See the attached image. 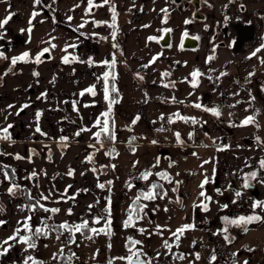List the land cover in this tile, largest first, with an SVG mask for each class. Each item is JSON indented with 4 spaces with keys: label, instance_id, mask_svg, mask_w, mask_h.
I'll return each instance as SVG.
<instances>
[{
    "label": "crops",
    "instance_id": "0c3cea01",
    "mask_svg": "<svg viewBox=\"0 0 264 264\" xmlns=\"http://www.w3.org/2000/svg\"><path fill=\"white\" fill-rule=\"evenodd\" d=\"M209 1L206 18L201 20L192 18L191 9L175 0H94L97 6L91 12L88 0H41L39 5L35 0H0V21L11 14L9 22L0 28V127L13 126L10 140L0 139V221L4 222L0 224V264H24L28 256L38 264L47 263L40 253L47 246V234L34 236L35 247L31 249L18 241L2 243L17 228L20 235H30L23 230L28 217L34 231L43 226L42 221L48 226L64 222L74 225L86 217L94 219L100 209L110 207L105 224L113 215L117 217L114 203L135 200L140 190L158 176L156 173H167L171 179L169 171H162L167 163H171L174 174L187 177L185 201H189L204 191L200 185L219 162L220 150L229 146L230 135L257 136L256 90L264 79V0H241L246 4L243 11L240 0ZM113 8L115 29L111 27ZM33 12L38 13L35 18ZM126 12L131 17H124L117 25L118 16ZM165 19L167 23H163ZM248 19L257 25V38L242 50L234 51L229 44L214 46L210 41L219 25ZM164 28L172 29L171 47L148 39L160 37ZM185 32L199 37L196 47L183 46ZM44 48L50 49L49 56L36 63V55ZM25 52L29 53L26 61L13 66L12 58ZM65 55L77 59L65 64ZM113 57L116 63L110 67ZM153 57L158 58L150 63ZM105 60L109 65L103 63ZM194 70L202 73L196 78V87L190 75ZM105 72L110 73L109 83L118 91L113 98L117 101L113 104L115 140L103 145L93 133L100 130L94 125L98 118L104 119L101 114L108 105L104 98ZM93 85L95 96L87 92L80 95ZM42 93L46 95L41 97ZM24 104L29 107L20 111ZM213 107L220 116L205 110ZM37 111L41 113L38 122ZM249 116L254 123L242 126ZM196 118L203 128L201 146L191 145ZM37 126L41 132H36ZM77 132L80 135H75ZM176 133L180 134L179 142ZM157 154L162 159L160 164H156ZM17 155L22 158L16 159ZM3 171L11 180L4 178ZM146 171L152 175L142 179ZM101 183L103 189L98 187ZM11 185L19 187L10 194ZM53 208L59 211L44 210ZM119 216L125 232L130 229L124 226L127 215ZM131 248V253L122 251L126 257L142 251L152 264L148 252ZM66 258L68 255L61 256L62 264L68 261Z\"/></svg>",
    "mask_w": 264,
    "mask_h": 264
},
{
    "label": "rangeland",
    "instance_id": "374dc122",
    "mask_svg": "<svg viewBox=\"0 0 264 264\" xmlns=\"http://www.w3.org/2000/svg\"><path fill=\"white\" fill-rule=\"evenodd\" d=\"M180 6L183 7V5ZM124 17L129 18L131 14L126 12L119 15L117 25H120ZM263 80L258 83V90H256L255 111L257 125L260 126H258L259 133L255 138L231 135L228 137L229 146L220 150V160L213 166L212 171H209L207 177L209 182L203 187L206 196L210 199L193 196L190 200L196 197L194 201H185L188 200V190L186 193L185 189L187 188V177L179 172L174 174V169L170 167L171 163H167L162 171H169L171 179L159 176L164 183V194L161 195L156 189L155 199H141V205L144 206L143 211L139 214V218L133 217L130 229L124 228L126 231H122L119 215L126 213L125 220L128 219L133 198L126 202L114 203L117 205L114 209L117 217L113 215L110 218V235L107 232L95 235L88 233L87 235H91L92 238L87 239L85 234L77 232L72 237L75 243H70V234L67 231H49L45 239L47 248L43 247L40 252L42 257L47 259L46 264H62L61 256H69L70 253H75L76 256L72 260L78 258L80 264H84L82 261H87L88 264H109L114 259H118L117 264H128L124 252H129L130 246L142 248L148 252L152 264H210L214 253L217 257L214 264H244L245 261L247 264H264V219L244 225L242 230H239L238 226L226 224L224 220V217L234 219L250 215L264 217V207L253 208L254 202H264V183L259 182V179H264V169H261L259 165V161L264 160ZM52 140L54 139H50ZM162 148L166 149V147ZM157 161L156 164L162 163L158 154ZM251 171H257L259 179L252 180V186L245 189L242 187V177ZM148 184L146 187V184H142L145 192L151 189V182ZM237 191L241 192L239 197L236 196ZM202 204H207V211L199 206ZM100 205L99 199L97 206L100 207ZM224 205L227 207H223ZM100 210V214L98 212L95 218L104 217L107 214L105 210ZM83 220H88L91 227L98 229L105 226V217L99 224H93V219L89 217ZM185 224H193L194 228L186 230L177 241L173 233ZM228 226L236 230L228 229L226 234L223 233L222 229ZM132 227H137L138 230L136 228V231H133ZM141 229L144 231L141 232ZM225 235L229 237L228 240L225 239ZM129 238L141 243L130 245ZM164 238L167 241H164ZM165 242L170 245V248L165 247ZM197 254H199V259H197ZM66 262L63 264H67Z\"/></svg>",
    "mask_w": 264,
    "mask_h": 264
},
{
    "label": "snow or ice",
    "instance_id": "6c2138e0",
    "mask_svg": "<svg viewBox=\"0 0 264 264\" xmlns=\"http://www.w3.org/2000/svg\"><path fill=\"white\" fill-rule=\"evenodd\" d=\"M109 0H104V3H108ZM41 3V0H35V4L39 5ZM97 5L94 4V0H88V12H91V9L93 7H96ZM113 11V16H112V25L111 27H113L115 29L116 25H115V20H116V14H115V10L114 8L112 9ZM162 12H166L167 10L166 9H162L161 10ZM38 15V13L36 12H33L32 14V18H35V16ZM11 19V14H9L3 21H0V28H3L4 25H6L9 20ZM69 20H71V17H69ZM189 21H185V23H188ZM163 23H167V20L165 19L163 21ZM29 24L31 25V19L29 20ZM80 27H83V24L80 25ZM147 27V25L145 26ZM29 32H31V28L28 29ZM164 34H168V33H171L172 32V29L170 28H164L162 30ZM188 35L187 32L183 33V36L186 37ZM112 36L113 38H115L116 36V32L113 31L112 33ZM150 41L152 40H155L157 42H159V40H162L164 39V36L161 35L160 37H156V36H152V37H149L148 38ZM194 39H198V37H194ZM168 47H171V45H167ZM51 47H55V45H51ZM72 47H75V45H72ZM115 47V45H114ZM261 47H264V45H262ZM50 51L49 48H44L41 52H39L36 57H35V62L36 63H40L41 62V57L44 56L45 53H48ZM65 51H67V48H65ZM260 51V49H257L256 52ZM256 52H253L252 55H256ZM3 54L0 53V57H2ZM29 56V53L28 52H25L22 54V56H19V57H15V58H12L11 60V63L12 65L14 66L18 61H26V58ZM158 57H153V60L150 61V63L154 62ZM77 59L76 57H70L68 55H65L63 58H62V62L67 64V63H70L72 60H75ZM213 59V57H209V60ZM264 62V61H262ZM89 63H91V61H89ZM105 65H109V61L105 60L103 62ZM115 57H113L112 61H111V64L109 65L110 67H114L115 66ZM147 67V65L145 66ZM202 73H200L199 70H194L190 75L192 76L193 80H192V86L193 87H196L197 86V80L196 78L198 76H200ZM33 75H39L38 73H33ZM162 75H168V73H164ZM109 78H110V73L109 72H105L103 74V80H104V98L105 100L108 102V105H109V110L107 112H104L101 114L102 117H104V119H97L96 123H95V127H98L100 130L93 133L94 137L97 139V141H100V138L102 136H107L109 139L111 140H115V134H114V131H113V128H114V122H113V125L112 127L110 128L109 126V118L111 116V108H112V105L114 103H116L117 101L110 98V93H109ZM141 79H143V77H140ZM111 79L114 81L116 79L115 75H112L111 76ZM166 87L168 85H165ZM111 91L112 92H117L118 90L116 89L115 85L113 84L111 86ZM85 92L87 93H90L91 95L95 96V86H91L85 90H83L80 95L83 96L85 94ZM46 93H42L41 94V97L45 96ZM40 98V97H38ZM9 107H13L12 105H9ZM29 107L28 104H24L20 111H23L24 108H27ZM195 107L197 108H200L201 105L200 104H196ZM73 108L75 110L76 108V102H73ZM206 111H210L213 115L215 116H220V112L217 110V108L213 107L211 109H205ZM17 115H19V112H17ZM41 113L39 111L36 112V118H37V122L39 120V117H40ZM176 116L179 118V119H183L185 121L188 120L187 117H182V116H179V114H176ZM163 118V117H162ZM136 119H139V117H137ZM136 121L133 120V123H135ZM171 122V120H170ZM193 122H195L193 120ZM251 123H254V119L253 117L249 116V117H246L245 120L242 122V126L243 125H248V124H251ZM13 127L12 125H7V126H4V127H0V139H4V140H10L11 139V136H10V133H9V129ZM82 131H91V129H82ZM36 132H41V129L39 126L36 127ZM42 135L44 133H41ZM75 135H80V132H77L75 133ZM176 136H177V140L179 142V137H180V134L179 133H176ZM191 136V134H190ZM62 139L64 140H67V137H62ZM134 139V138H133ZM152 143H156V141H153ZM134 151V149H133ZM22 157H20L19 155L16 156V159H21ZM89 161L91 160V157H88L87 158ZM158 163V161H157ZM205 163H207V161H205ZM259 165H260V168L261 169H264V160H260L259 161ZM6 167V166H5ZM114 167V166H113ZM13 171V175H14V172L15 170H12ZM69 175H72V171L69 170ZM33 175H35V173H33ZM152 175L151 172H144L141 174V178L142 179H148V177ZM156 175L162 177V178H165V179H168V176H167V173H156ZM3 176L5 179H8V180H11V177L9 176V173L7 171H3ZM259 179V173L257 171H251L250 173L244 175L242 177V180H243V184H242V187L243 188H249L251 187V181L252 180H258ZM169 182H171L169 180ZM208 179L206 178L200 185L201 189H203L204 185L206 183H208ZM259 182L260 183H264V179H259ZM109 184H111V181L108 182ZM19 187L18 185H11L8 189L9 193L11 194L15 188ZM98 187L103 189L105 187L104 184H98ZM161 187L160 185H157V184H152L151 185V189L148 190L147 192H142L140 193L136 198L135 200L133 201V204L130 205V208H129V213H128V219L125 220L124 222V226L125 227H129L130 225L133 224V217L134 215L135 216H139V214L143 211V207L142 205L139 204L140 200L143 199V200H153L157 197V193H156V189ZM241 195V192L237 191L236 192V196L239 197ZM200 196L201 197H204L206 200L207 199H210L209 197L206 196L205 192L204 191H201L200 192ZM42 199H47V197H41ZM161 198H163L161 196ZM109 205H110V200H109ZM200 207H202L205 211H207V204H202V205H199ZM91 207V205L89 206ZM223 207H227V205H224ZM256 207H264V202H260V201H256L254 202L253 204V208L255 209ZM45 211H50V212H53V213H56L59 211V209H56V208H53V209H44ZM105 212L106 213H109L110 214V207L106 208L105 209ZM71 213V210H69V214ZM30 217L26 218L25 221L23 222V230L24 231H27L30 233V235H20V232H21V229L20 228H17L13 234V236L11 237H8L6 240H4L2 243L4 245H8L9 244V241H18V242H21V243H24L25 245H27V248L31 249V248H34L35 247V242L33 240V237L34 236H39L41 234H47L48 231H60V230H65L67 231L69 234H70V240L69 242L70 243H75V240L74 238V235L75 233L77 232H80L82 234H85L86 238L87 239H91L92 236L91 235H87V233H91L93 235L95 234H98L100 232H107L109 235L111 234L110 231H109V225L111 224V221L110 220H106V223H105V226L103 228H95V227H91L90 224H89V221L88 220H82L80 223H77V224H74V225H69L68 222H64V223H61L59 225H52V226H48L44 221H42V227H37L34 231L31 229L30 227V224H29V221H30ZM104 219V217H96L93 219L92 223L93 224H99L101 222V220ZM264 219V217H260L258 215H250V216H240V217H237V218H234V219H229L227 217H224V220L226 222V224H231V225H235V226H244V225H248V224H251L253 223L254 221H260ZM4 222L3 221H0V224H3ZM191 228H194V225L193 224H185L183 225L181 228L177 229V231L175 233H173V235L176 237L177 241L179 240V237L181 234H183L186 230L188 229H191ZM86 230V231H85ZM247 229L245 228V231ZM141 232L144 231L143 229L140 230ZM222 232L223 233H227L228 232V228L225 227L224 229H222ZM225 239L228 240L229 237L227 235H225ZM141 242L140 241H135V240H131V238H129V244L130 245H138L140 244ZM165 247H168L170 248V245L165 242ZM61 252H63V250H61ZM129 252L131 253L132 252V248L129 247ZM75 255V253H70L67 260H68V264H71V258ZM234 256L236 255L235 253L233 254ZM181 259L183 258L182 256L180 257ZM129 262V264H131V260H132V256H128L126 258ZM197 259H199V254H197ZM217 257L215 255V253L213 254V256L211 257V261H210V264H214V262L216 261ZM29 262H31V264H38V262L34 259V257L32 256H28L26 258V260L24 261V264H29ZM244 264H247V261L244 262Z\"/></svg>",
    "mask_w": 264,
    "mask_h": 264
},
{
    "label": "flooded vegetation",
    "instance_id": "af4514ba",
    "mask_svg": "<svg viewBox=\"0 0 264 264\" xmlns=\"http://www.w3.org/2000/svg\"><path fill=\"white\" fill-rule=\"evenodd\" d=\"M197 1L199 3V8L198 9H196V7H195V4H196ZM176 3L179 4V5H183V6L187 7V8L192 9V11H191V15L192 16H193V13L195 11H198L200 13L205 14L204 11L211 6V2L209 0H179V1H176ZM245 7H246V4L242 3L241 0H240V3H239L240 10L241 11L245 10ZM193 18L194 19H198V18H195L194 16H193ZM234 22H245V21L233 20V21H227V22L223 23L222 25H219L212 32V34L210 36V41H212V43H213L214 46H218L219 44L220 45H227V44H229V45L232 46V48L234 47L235 40H236V32H235V30L231 26ZM246 22L249 23V22H252V21H250L248 19ZM252 23H255V22H252ZM256 30H257V25H256ZM190 35H192V34H190ZM194 36H196V35H194ZM196 37H198V36H196ZM256 38H257V33H256L255 40H256ZM198 39H199V37H198ZM246 45H248V44H246ZM244 227L245 226H238V229L239 230H242V229H244ZM228 229L229 230H232L233 229V231L236 230L235 228H230V226H228Z\"/></svg>",
    "mask_w": 264,
    "mask_h": 264
},
{
    "label": "water",
    "instance_id": "95a60500",
    "mask_svg": "<svg viewBox=\"0 0 264 264\" xmlns=\"http://www.w3.org/2000/svg\"><path fill=\"white\" fill-rule=\"evenodd\" d=\"M175 1H179V0H175ZM196 9L199 8V3L198 1L195 4ZM193 16L195 18L198 19H205L206 15L203 13H200L198 11H195L193 13ZM232 28L235 30L236 32V40H235V44L233 47L234 51H240L242 50L246 44H250L255 40L256 37V24L252 23V22H234L232 25ZM164 36V39L160 40V43L163 46H167L171 43V39H172V34L168 33V34H162ZM194 35H190L188 34L186 37H184L183 39V46L184 47H196L199 43V39H194ZM49 56V53H45L42 58Z\"/></svg>",
    "mask_w": 264,
    "mask_h": 264
},
{
    "label": "built area",
    "instance_id": "2783aa9c",
    "mask_svg": "<svg viewBox=\"0 0 264 264\" xmlns=\"http://www.w3.org/2000/svg\"><path fill=\"white\" fill-rule=\"evenodd\" d=\"M192 131H193V136H192V141L191 145L192 146H201L203 145V128L201 125V122L199 118L195 119V122L192 124ZM143 256L142 252H139L138 256ZM118 259H114L113 261L109 262V264H117ZM71 264H80V259L74 258L71 262ZM129 264V262H128ZM131 264H149L148 259L146 257H142V259L137 260L135 256L132 257Z\"/></svg>",
    "mask_w": 264,
    "mask_h": 264
},
{
    "label": "trees",
    "instance_id": "16d2710c",
    "mask_svg": "<svg viewBox=\"0 0 264 264\" xmlns=\"http://www.w3.org/2000/svg\"><path fill=\"white\" fill-rule=\"evenodd\" d=\"M111 86H112V84H111V82L109 83V93H110V98H114V92H112L111 91ZM109 110V105H107V107H106V112ZM113 122H114V128H115V126H116V114H115V110H114V106L112 105V108H111V116H110V118H109V126H110V128L112 127V125H113ZM114 128H113V130H114ZM107 141H111V139H109L106 135L105 136H102L101 138H100V142H102V144L103 143H106ZM1 149H2V146H1V144H0V151H1ZM91 157H92V159H94L95 158V155H94V151H93V149H92V151H91ZM157 161V160H156ZM164 173V172H163ZM152 184H157V185H160L161 187H159V188H157L158 189V191H159V193L162 195V194H164V192H165V189H164V184H163V182H162V179L161 178H159V176H158V178H154L153 180H152V182H151V185ZM140 192L142 193V192H145L144 191V189H141L140 190ZM30 200L28 199V202H29ZM139 204L141 205V200H140V202H139ZM58 225L57 223H52V225ZM177 251V250H176ZM68 262V261H67Z\"/></svg>",
    "mask_w": 264,
    "mask_h": 264
}]
</instances>
